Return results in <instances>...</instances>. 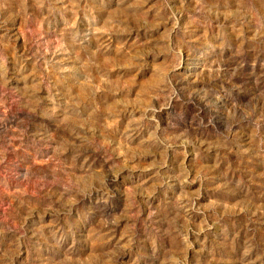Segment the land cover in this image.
Returning a JSON list of instances; mask_svg holds the SVG:
<instances>
[{
  "label": "rangeland",
  "instance_id": "obj_1",
  "mask_svg": "<svg viewBox=\"0 0 264 264\" xmlns=\"http://www.w3.org/2000/svg\"><path fill=\"white\" fill-rule=\"evenodd\" d=\"M0 264H264V0H0Z\"/></svg>",
  "mask_w": 264,
  "mask_h": 264
}]
</instances>
